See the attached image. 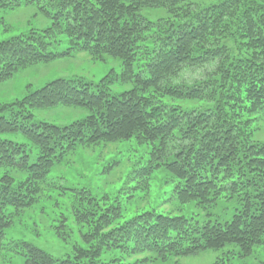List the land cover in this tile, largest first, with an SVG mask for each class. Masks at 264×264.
Masks as SVG:
<instances>
[{
  "label": "trees",
  "instance_id": "trees-1",
  "mask_svg": "<svg viewBox=\"0 0 264 264\" xmlns=\"http://www.w3.org/2000/svg\"><path fill=\"white\" fill-rule=\"evenodd\" d=\"M193 0H0L1 10L38 5L52 26L0 43V84L39 64L88 54L121 62L100 83L58 79L12 105L0 108V168L28 173L16 184L0 181V260L22 257L23 264L101 263L105 254H156L189 257L205 251L239 248L248 258L264 243V143H254L247 122L264 117V4L259 0H219L192 10ZM188 9H184V6ZM47 8L54 10L52 15ZM169 10L183 21L155 23L146 11ZM176 15V16H177ZM67 38L68 47L53 49ZM229 43L237 46V55ZM215 65V79L191 85L180 78L188 66ZM117 83L133 89L115 94ZM208 100L212 107L186 109L164 102ZM208 103V104H209ZM57 107L81 109L87 116L69 126L35 123L33 112ZM248 115L247 122L241 114ZM21 136L37 150L33 161L26 146L8 140ZM135 140L152 151L131 183L169 172L178 182L173 194L182 204L210 207L218 201L238 204L229 222L200 224L195 219L147 213L119 225L120 208L92 221L83 237L90 246L76 261H54L27 244H4L12 227L7 209L31 208L41 185L57 164L78 147ZM88 203V206L91 205ZM80 261H86L80 263Z\"/></svg>",
  "mask_w": 264,
  "mask_h": 264
},
{
  "label": "rangeland",
  "instance_id": "rangeland-1",
  "mask_svg": "<svg viewBox=\"0 0 264 264\" xmlns=\"http://www.w3.org/2000/svg\"><path fill=\"white\" fill-rule=\"evenodd\" d=\"M219 0H193L190 8H204ZM264 4V0H259ZM184 9L185 5L182 6ZM53 15L54 10L47 8ZM149 20L178 23L183 21V14L177 15L169 10L146 11ZM177 15V16H176ZM52 26V20L38 5L22 7L15 10L0 9V43L32 31L42 32ZM60 44L54 51L62 52L67 45L65 36L59 37ZM233 55H237V46L229 43ZM215 65L201 67L188 66L181 74V80L187 82H204L215 79ZM111 72L120 76L122 73L119 60L104 58L99 60L88 54H76L67 59L39 64L19 71L12 79L0 84V108L12 105L33 92L58 79L75 80L98 84ZM133 89V85L117 83L111 88L115 94ZM208 100L178 101L164 98V102L182 105L186 109H205L212 107ZM209 103V104H208ZM235 114H241L240 112ZM87 116L81 109L57 107L35 111V123H47L60 127L69 126ZM242 121L247 122L248 115L241 114ZM247 122V132L254 143H264V117L254 115ZM8 140L25 144L27 151L36 160L38 152L21 136H9ZM152 149L140 145L137 141L98 144L78 147L64 160L53 167L41 185V193L35 204L28 209L15 211L7 209L6 216L11 217L12 227L5 232L4 244L15 246L27 243L45 252L54 261H76L77 252L87 251L88 246L83 237L90 234V222L81 218L83 213L92 209V203L83 197L93 200L94 217L120 208L119 225L147 213L165 214L172 217L195 219L200 224L229 222L234 216L238 204L218 201L212 206H199L196 202L182 204L174 197L177 180L166 170L158 171L145 182L131 183L134 172L147 164ZM10 177L18 185L26 182L31 176L12 168H0V181ZM88 203H91L88 206ZM10 264H23L22 257H6ZM116 261V264H264V243L254 249L252 256L243 258L239 248L228 246L220 251H205L189 257H167L166 260L156 254L133 256L130 253L116 251L105 254L101 263ZM86 261H80L85 263ZM0 264H7L1 262Z\"/></svg>",
  "mask_w": 264,
  "mask_h": 264
}]
</instances>
